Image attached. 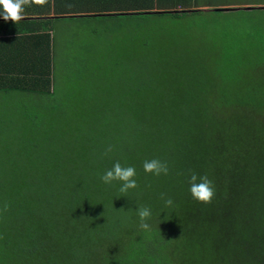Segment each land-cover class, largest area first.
Segmentation results:
<instances>
[{
    "label": "trees",
    "instance_id": "16d2710c",
    "mask_svg": "<svg viewBox=\"0 0 264 264\" xmlns=\"http://www.w3.org/2000/svg\"><path fill=\"white\" fill-rule=\"evenodd\" d=\"M196 2L147 0L134 12L84 18H181L203 12ZM33 44L14 56L33 63V71L2 79V89L49 94L52 44ZM149 71L129 78L139 81H129L124 126L103 134L108 169L117 161L134 166L137 188L121 193V181L105 184L106 171L80 170L77 161H64L39 184L11 186L12 194L3 187L13 237L32 264H264V99L229 95L230 84L199 86L194 77L187 86H164L165 77L150 82ZM146 92L157 93L143 98ZM154 158L168 165L167 175L144 171L143 162ZM191 172L213 182L211 203L193 199ZM138 206L151 209L149 230L140 227Z\"/></svg>",
    "mask_w": 264,
    "mask_h": 264
},
{
    "label": "rangeland",
    "instance_id": "374dc122",
    "mask_svg": "<svg viewBox=\"0 0 264 264\" xmlns=\"http://www.w3.org/2000/svg\"><path fill=\"white\" fill-rule=\"evenodd\" d=\"M196 3L206 6L203 12L181 18L93 21L77 28L54 42L49 94L0 95V264H32L21 238L13 237L3 187L12 194L17 183L39 184L64 161L106 171L111 155L103 134L124 126L131 76L148 68L150 82L162 84L164 76V86H187L194 77L199 86L230 84L242 90L232 88L229 95L264 99V9H243L264 6V0ZM143 20L146 26H137Z\"/></svg>",
    "mask_w": 264,
    "mask_h": 264
},
{
    "label": "crops",
    "instance_id": "0c3cea01",
    "mask_svg": "<svg viewBox=\"0 0 264 264\" xmlns=\"http://www.w3.org/2000/svg\"><path fill=\"white\" fill-rule=\"evenodd\" d=\"M146 1L46 0L43 6L38 4L25 6V18L18 23H14L11 20L5 21L0 16V82L2 79L16 76L15 73L18 71H33L31 68L34 65L33 63L29 64L27 60L17 61L14 58L15 55L22 54V52L18 51L23 49L27 51V48L34 47L33 42L43 47L44 45H50L51 41V54L53 55L55 41H64L69 34L75 35L78 32L77 28L89 27L95 21L84 17L127 14L134 12L136 9L146 7L143 4ZM154 1L157 3V0ZM190 6H193V3ZM157 7L158 5L155 6L153 12L158 10ZM2 11V8H0V13ZM36 65L42 68L46 66V63L42 62ZM3 93L20 94L22 92L2 89V84H0V95Z\"/></svg>",
    "mask_w": 264,
    "mask_h": 264
},
{
    "label": "clouds",
    "instance_id": "9594fccd",
    "mask_svg": "<svg viewBox=\"0 0 264 264\" xmlns=\"http://www.w3.org/2000/svg\"><path fill=\"white\" fill-rule=\"evenodd\" d=\"M46 0H0V8H2V13L0 16L3 17L5 21L11 20L14 23H18L25 18V6H31L32 4H38L43 6ZM108 151H111L109 148ZM143 169L146 173H150L156 176L161 174L167 175L169 172L168 165L159 159L145 160L143 162ZM136 169L134 166H122L119 161L115 162L111 169L106 170V172L100 177V179L105 184H111L113 181H121L122 186L119 191L121 193H126L129 189H135L138 187L137 181L135 180ZM189 191L193 199L201 203H211L215 196V189L213 182L208 178L207 175H198L195 172H191L189 176ZM165 206L170 207L173 205V200L169 198H164ZM8 205H4V210L7 211ZM137 215L140 220V227L144 230L150 229V224L147 222L151 219L152 213L151 209L146 206L137 207Z\"/></svg>",
    "mask_w": 264,
    "mask_h": 264
},
{
    "label": "water",
    "instance_id": "95a60500",
    "mask_svg": "<svg viewBox=\"0 0 264 264\" xmlns=\"http://www.w3.org/2000/svg\"><path fill=\"white\" fill-rule=\"evenodd\" d=\"M264 9V6H257V7H252V6H248V7H243V9H246V10H251V9ZM231 9H240V8H215L214 10L215 11H229Z\"/></svg>",
    "mask_w": 264,
    "mask_h": 264
}]
</instances>
